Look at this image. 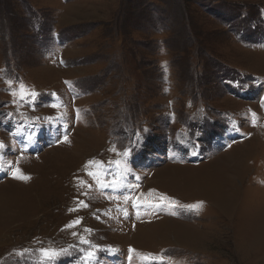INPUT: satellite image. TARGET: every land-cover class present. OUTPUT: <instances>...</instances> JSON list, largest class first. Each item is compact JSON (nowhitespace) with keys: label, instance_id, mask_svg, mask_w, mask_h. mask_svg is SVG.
<instances>
[{"label":"rangeland","instance_id":"374dc122","mask_svg":"<svg viewBox=\"0 0 264 264\" xmlns=\"http://www.w3.org/2000/svg\"><path fill=\"white\" fill-rule=\"evenodd\" d=\"M262 105L264 0H0V264H264Z\"/></svg>","mask_w":264,"mask_h":264},{"label":"snow or ice","instance_id":"6c2138e0","mask_svg":"<svg viewBox=\"0 0 264 264\" xmlns=\"http://www.w3.org/2000/svg\"><path fill=\"white\" fill-rule=\"evenodd\" d=\"M9 85L11 86V81L8 82ZM14 97H18L19 99H25V98H35V96L37 95L35 92H31V91H28L26 89V86H24L23 84H20L18 86V88L16 90H14L12 93H11ZM54 107H58V105H53ZM264 106V105H262ZM254 116V114H253ZM0 147H3V145H0ZM110 151H115V148H112L110 149ZM122 155L124 157H127L128 155H130V152L129 150H125ZM111 163H115L117 166H119L121 164V161H113ZM89 165H95L97 167H101L102 169V166L100 165V162L99 161H89L86 165H85V168L87 169L89 167ZM0 170H3L2 168H0ZM89 175H94L93 173L89 172L88 173ZM17 178H26V177H22V176H18ZM97 183L100 184L101 187H112V188H115L116 185L115 183L113 184H104L103 182L101 181H97ZM127 200V198H125ZM83 203V202H81ZM87 206V205H85ZM190 207H193V206H190ZM74 209H70V211H73ZM79 219H77L76 221H73L71 222L69 225H66V227H74L76 224H79ZM86 231H90V230H86ZM73 235H76V233H73ZM81 242L82 243H87L86 240H84L83 238H81ZM41 254L42 256L44 257L45 260H48V261H52V260H55L59 255L63 254V252H65L66 250H61L60 252H57L56 250L54 249H41ZM130 251H132L130 249ZM94 253L93 252H89L88 253V257L91 258L93 257Z\"/></svg>","mask_w":264,"mask_h":264},{"label":"bare ground","instance_id":"6f19581e","mask_svg":"<svg viewBox=\"0 0 264 264\" xmlns=\"http://www.w3.org/2000/svg\"><path fill=\"white\" fill-rule=\"evenodd\" d=\"M167 166H168V167H167ZM167 166L165 167V169H166V168L169 169L170 167H175V166H172V165H167ZM160 169H161V168H160ZM160 169H159V171H160ZM157 171H158V170H157Z\"/></svg>","mask_w":264,"mask_h":264}]
</instances>
